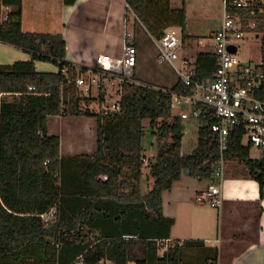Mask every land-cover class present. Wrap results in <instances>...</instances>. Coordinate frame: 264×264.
Wrapping results in <instances>:
<instances>
[{"label": "trees", "instance_id": "16d2710c", "mask_svg": "<svg viewBox=\"0 0 264 264\" xmlns=\"http://www.w3.org/2000/svg\"><path fill=\"white\" fill-rule=\"evenodd\" d=\"M137 18L145 33L159 39L169 28L179 29L184 42L197 38L186 31V10L171 7V0H123ZM10 8L8 21L0 24V43L31 54L30 61H17L0 65V264H24L26 259H36L40 252L51 244L64 242V229L76 224L63 223L59 214L62 199L66 196L110 199L113 197L111 174L101 163V144L118 142L122 127L118 117L102 121L97 116V150L92 155L74 157L60 156V139L49 135V117H95L93 113L81 111V98L75 85L78 76L87 68L77 70L65 61L66 43L61 34L28 33L21 29L22 0H0V6ZM255 9L253 15L242 11L243 31L264 34V6ZM128 10H126V15ZM253 22L254 26L247 24ZM134 39L133 44H137ZM264 44V43H263ZM137 48V47H136ZM138 51V49H137ZM264 51V46H263ZM50 62L58 67L57 72H38L34 61ZM264 68V54L262 57ZM217 68V57L211 52L195 53V71L199 80L213 77ZM66 69V73H62ZM136 78V71L134 74ZM33 87L31 92L27 89ZM173 90H183L175 76ZM264 99V82L257 92ZM138 115L147 119L154 130L157 155L153 163L147 161L153 186L143 197L128 198L141 207V216L148 222L152 237H143L135 232L136 239L99 237L94 245L80 241V231L75 233V245L86 250L83 264H98L105 259L113 264H147L146 256L132 255L134 245L146 242L147 238L167 239L173 220L162 213V194L187 171L188 176L200 182H210L219 158L217 142L207 128L198 131L197 146L188 156H181L184 127L182 120L173 116L171 99L151 87L138 89ZM125 119V118H124ZM126 133L128 127L125 126ZM109 144V143H108ZM249 148L239 145L238 140L225 153L227 160L243 164L241 174L256 181L260 191L264 188V162L251 160ZM81 169V171L79 170ZM105 176L107 181L98 180ZM55 207V219L45 227L39 215ZM79 219V218H78ZM78 221V220H77ZM132 236V235H128ZM74 245V243H73ZM202 250L204 258H185L189 249ZM217 250L206 248L201 241L175 242L163 253L160 261L165 264H215ZM77 264V263H73Z\"/></svg>", "mask_w": 264, "mask_h": 264}, {"label": "crops", "instance_id": "0c3cea01", "mask_svg": "<svg viewBox=\"0 0 264 264\" xmlns=\"http://www.w3.org/2000/svg\"><path fill=\"white\" fill-rule=\"evenodd\" d=\"M125 8L123 0H22L21 29L28 33L61 34L66 43L65 61L77 68L91 69L95 66L96 56L101 53L114 57L120 55ZM221 23L219 21L211 28L209 37ZM186 31L192 36L187 24ZM209 37L197 36L193 42ZM65 118L70 120L64 124L69 135L72 136L74 131L75 134L86 131L88 135H95L96 119L94 123L88 124L79 121L80 117ZM47 132L56 135L50 134L48 126ZM57 136L60 139L61 157L92 155L96 151V146L91 144L78 149L71 141L61 142V136ZM197 136L187 152H180L182 157L190 155L196 148ZM120 143L122 136H119L116 149L109 155L106 147L110 145L103 143L105 147L101 149L100 155L102 165L112 169L110 183L113 197L96 198L94 201L89 197H64L59 208L60 217L63 223L70 222L77 227L64 229L65 239L62 244H51L36 259H26L24 264H83V255L87 249L83 250L80 243L79 247L75 245L74 237L78 231L82 236L79 242H86L89 248L99 237L105 239L109 236L132 235V239H136L135 232H140L143 237L153 236L148 222L140 214V205L136 211L135 203L127 201L128 198L143 197L151 190L152 181L148 174L145 177L142 172L147 166L143 160H148L140 152L135 155L130 146L124 148ZM256 158L250 157L254 161ZM225 168L219 208H211L201 202V195L207 190L208 182H200L183 173L162 194L163 216L173 220L169 238L155 242H151L153 238H147L146 242L134 245L132 255L146 256L147 264H165L160 261L162 254L172 248L175 242L201 241L206 248L217 250L215 264H264V188L261 192L256 181L243 177V164L237 160H227ZM143 183H147V186ZM185 258H198L197 262L200 263L204 253L191 248ZM98 264L113 262L102 259Z\"/></svg>", "mask_w": 264, "mask_h": 264}, {"label": "built area", "instance_id": "2783aa9c", "mask_svg": "<svg viewBox=\"0 0 264 264\" xmlns=\"http://www.w3.org/2000/svg\"><path fill=\"white\" fill-rule=\"evenodd\" d=\"M221 1L222 23L209 39H200L196 43L184 42L176 28L167 29L159 39L150 37L157 50V64L171 68L183 90L151 87L135 78L138 51L133 44L135 37L129 29L128 14H132L133 20L137 18L126 4L128 13L124 18L120 55H97L95 66L87 68L75 81L81 98L92 95L99 98L98 115L102 121L116 115L119 123L123 121L127 106L124 102L126 89L151 87L170 95L172 114L180 118L182 123L196 122L198 131L207 128L217 142L219 158L212 180L201 195V202L215 209L221 205V183L227 161L225 153L235 140H238L239 145L255 150L258 153L257 162H264V99L257 95L264 82V68L262 64H244L236 56V43L242 41L245 34L241 12L253 15L257 8L262 11L264 0ZM9 12L10 8L0 6V24L8 21ZM247 26L253 27L254 23L249 22ZM192 43L201 49L194 50L195 53L211 52L217 57L216 71L206 81L196 76L195 53L191 55L189 52L193 48ZM231 46L236 48L235 53L228 51ZM61 72L66 73V69ZM32 90L33 87L27 89L28 92ZM143 162L147 163L145 159ZM56 213L53 207L39 215L45 227L54 221ZM122 238L130 240L134 237Z\"/></svg>", "mask_w": 264, "mask_h": 264}, {"label": "rangeland", "instance_id": "374dc122", "mask_svg": "<svg viewBox=\"0 0 264 264\" xmlns=\"http://www.w3.org/2000/svg\"><path fill=\"white\" fill-rule=\"evenodd\" d=\"M184 4L185 10L188 11V23L186 16V24L189 27L190 34L196 37L207 38L211 34V28L215 26L219 21L223 19V6L220 0H171V7L174 9L181 8ZM187 13V12H186ZM205 17L203 20L202 18ZM133 20L132 14H128V22H130L131 31L134 32L135 42L137 44V64L135 67L136 79L141 83H144L151 87H160L170 89L175 82V74L171 68L168 66H160L156 61L157 50L150 39V37L145 33L142 26ZM203 21V22H202ZM134 24V25H133ZM264 34H256L255 32L245 33L242 41L237 42L238 47L237 59L251 66H257L262 64V57L264 54ZM191 54H194V50L200 48L195 47L194 43ZM31 54L24 52L12 46L0 43V65L13 64L17 61H30ZM34 68L38 72H57L58 67L50 62L45 61H34ZM124 102L127 103L125 107V121L123 119L122 127L119 131V136H122V143L120 145L124 148L130 146V149L135 155L139 152L147 159L150 163L155 162L157 155V142L154 130L150 127L149 121L147 119H141L138 115V89L136 87L128 88L124 92ZM80 96V94H79ZM1 97V96H0ZM100 100L96 95H92L84 100L81 105V111H88L93 113L95 117H83L79 116V121L82 123L86 122L88 124L94 123L97 119L99 111ZM99 116V115H98ZM66 121H70L65 117H49L48 118V130L50 134H59L62 138L61 142L66 140L71 141L78 149L87 147L89 144L93 145L97 150V130L94 125L93 134H87L86 131H80L78 133L73 132L72 136L69 135L68 129L64 127ZM96 123V120H95ZM184 132L182 139V146L180 152H187L188 147L194 145V137L198 135V123L196 122H183ZM125 126L128 127L129 133L125 131ZM96 130V131H95ZM121 133V134H120ZM87 135V136H86ZM121 139V138H120ZM110 146H107V154L112 153L115 145L112 142H108ZM105 147L101 144L100 150ZM118 147V145H117ZM77 149V150H78ZM116 149V148H115ZM62 148V152H63ZM78 152V151H77ZM84 155V154H83ZM258 153L255 150L250 151V157L252 159L256 158ZM227 167V165H226ZM242 167V166H240ZM103 169L110 173L112 169L108 166H104ZM226 168H224L225 170ZM145 173V177H150L152 183H150L151 188L153 186V178L149 172V166H145L142 169ZM111 174V173H110ZM147 186V183H143ZM210 208V207H209ZM165 252V251H164Z\"/></svg>", "mask_w": 264, "mask_h": 264}, {"label": "water", "instance_id": "95a60500", "mask_svg": "<svg viewBox=\"0 0 264 264\" xmlns=\"http://www.w3.org/2000/svg\"><path fill=\"white\" fill-rule=\"evenodd\" d=\"M228 51H229L230 53H235V52H236V48L233 47V46L228 47ZM185 174L188 175V172L186 171ZM98 180L105 182V181H107V177H105V176H100V177H98Z\"/></svg>", "mask_w": 264, "mask_h": 264}]
</instances>
